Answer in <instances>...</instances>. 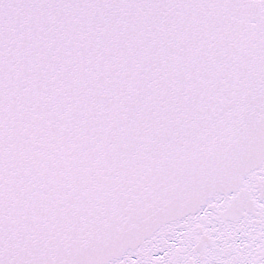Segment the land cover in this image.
<instances>
[{"label": "snow or ice", "instance_id": "1", "mask_svg": "<svg viewBox=\"0 0 264 264\" xmlns=\"http://www.w3.org/2000/svg\"><path fill=\"white\" fill-rule=\"evenodd\" d=\"M0 264H264V0H0Z\"/></svg>", "mask_w": 264, "mask_h": 264}]
</instances>
